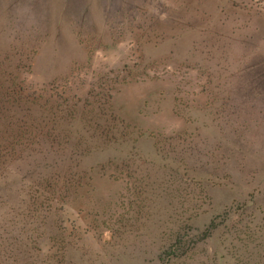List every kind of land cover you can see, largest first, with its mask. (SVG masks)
Masks as SVG:
<instances>
[{
	"label": "rangeland",
	"instance_id": "rangeland-1",
	"mask_svg": "<svg viewBox=\"0 0 264 264\" xmlns=\"http://www.w3.org/2000/svg\"><path fill=\"white\" fill-rule=\"evenodd\" d=\"M0 264H264V0H0Z\"/></svg>",
	"mask_w": 264,
	"mask_h": 264
}]
</instances>
